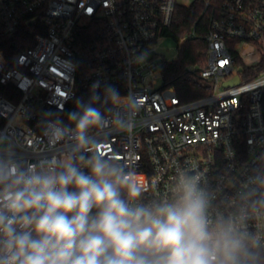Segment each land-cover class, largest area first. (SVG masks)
I'll use <instances>...</instances> for the list:
<instances>
[{
  "label": "built area",
  "instance_id": "1",
  "mask_svg": "<svg viewBox=\"0 0 264 264\" xmlns=\"http://www.w3.org/2000/svg\"><path fill=\"white\" fill-rule=\"evenodd\" d=\"M192 4L208 16L198 26L205 61L188 70L210 91L182 101L161 65L198 33L194 26L164 47L171 56L157 41L175 8ZM0 35L15 45L10 58L0 47V152L25 163L54 161L73 141L52 139L48 122L60 120L77 88L115 86L128 99L112 102L90 135L97 152L133 169L145 201L170 197L180 169L201 175L213 219L264 193V70L241 73L264 57V0H0ZM235 76L237 83L225 84ZM117 119L127 121V134ZM248 226L256 231L258 223Z\"/></svg>",
  "mask_w": 264,
  "mask_h": 264
},
{
  "label": "clouds",
  "instance_id": "2",
  "mask_svg": "<svg viewBox=\"0 0 264 264\" xmlns=\"http://www.w3.org/2000/svg\"><path fill=\"white\" fill-rule=\"evenodd\" d=\"M125 99L106 89V102ZM98 101L77 100L69 124L48 122L52 139L73 141L54 161L0 152V264H264V193L213 219L201 175L180 169L170 197L145 201L133 169L95 150L90 130L105 119ZM115 125L128 133L124 119Z\"/></svg>",
  "mask_w": 264,
  "mask_h": 264
},
{
  "label": "trees",
  "instance_id": "3",
  "mask_svg": "<svg viewBox=\"0 0 264 264\" xmlns=\"http://www.w3.org/2000/svg\"><path fill=\"white\" fill-rule=\"evenodd\" d=\"M208 13L203 11L199 4L190 6H177L173 13L172 23L164 32L166 38L171 39L174 44L178 38L186 31L195 26L198 33L196 38L187 39L183 42L177 52L176 59L171 63H163L161 70L163 81L166 85L174 87L177 95L182 101L191 100L209 93V85L199 77L196 72L188 70L190 65H202L205 61V41L198 26L200 22L207 20ZM0 47H3L8 58L15 51V45L11 39L0 35ZM264 70V57L251 66L242 65V75L252 76ZM115 86H104L98 90L77 88L75 96L67 103L64 110L59 111L60 120L69 124L68 113L75 110L77 100L87 102L95 93L99 96V101L95 104L105 115L111 107L112 102H106V89ZM116 88V87H115ZM119 92L118 88H116ZM71 190V189H70Z\"/></svg>",
  "mask_w": 264,
  "mask_h": 264
},
{
  "label": "water",
  "instance_id": "4",
  "mask_svg": "<svg viewBox=\"0 0 264 264\" xmlns=\"http://www.w3.org/2000/svg\"><path fill=\"white\" fill-rule=\"evenodd\" d=\"M160 52H162L163 54L167 55V56H171L174 54V49H169L166 50L164 47L159 48ZM239 81L238 76H235L232 80L225 82V84H233V83H237Z\"/></svg>",
  "mask_w": 264,
  "mask_h": 264
},
{
  "label": "rangeland",
  "instance_id": "5",
  "mask_svg": "<svg viewBox=\"0 0 264 264\" xmlns=\"http://www.w3.org/2000/svg\"><path fill=\"white\" fill-rule=\"evenodd\" d=\"M157 42L162 47H167V48H170V47H172L174 45V42L171 39L165 38V37L160 38Z\"/></svg>",
  "mask_w": 264,
  "mask_h": 264
}]
</instances>
